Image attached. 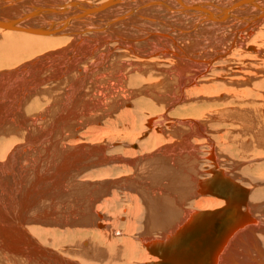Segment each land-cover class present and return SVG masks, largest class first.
Here are the masks:
<instances>
[{
	"label": "bare ground",
	"instance_id": "obj_1",
	"mask_svg": "<svg viewBox=\"0 0 264 264\" xmlns=\"http://www.w3.org/2000/svg\"><path fill=\"white\" fill-rule=\"evenodd\" d=\"M210 136L263 181L264 0H0V264H264Z\"/></svg>",
	"mask_w": 264,
	"mask_h": 264
},
{
	"label": "rangeland",
	"instance_id": "obj_2",
	"mask_svg": "<svg viewBox=\"0 0 264 264\" xmlns=\"http://www.w3.org/2000/svg\"><path fill=\"white\" fill-rule=\"evenodd\" d=\"M189 21H186V17H181V18H175V22L177 23V25L179 26V25H181V24H183L185 21L186 22H190V24H189V28H194V27H196V26H198V24H200L199 22L195 25V26H191V23L192 22H194L195 20H193V19H191V18H189L188 19ZM82 49V47H80V50ZM192 102V101H191ZM182 103H184V102H182ZM172 105H173V103H172ZM180 105V103H177V104H175L174 105V108H172L173 110H175L176 111V109L178 108V106ZM158 108H160V106L158 105L157 106ZM160 113V111H158V112H156L155 114L157 115V114H159ZM172 120H179L180 122H182V121H187L185 118H182V117H177V118H175V117H172ZM190 121H193L194 123H198L199 124V122H201V123H205V124H209L210 123V121H212V119L210 120V121H208V120H202V119H192V120H190ZM181 124H184V123H181ZM146 127H147V125H145ZM173 128L174 129H181V125H175V124H173ZM156 127L158 128V129H160V130H162L161 128H163L164 129V131L165 132H168V127H167V125L166 124H164V123H160V124H157L156 125ZM148 128V127H147ZM235 130V127L234 126H230V125H221L217 130H212V129H210V128H208V134L209 133H211V136H215V135H217V136H219L220 134H223L224 132H229L232 136H234L235 134H232L231 132H232V130ZM155 132H156V134L158 135V134H161V133H159V132H157V130H155ZM210 136V139H211V141L214 143V147H215V162L217 161V164H218V162H220V165H225L226 164V166H230L231 167V165H233V168H234V174H239V176H240V179L238 180L240 183H242V184H244V185H250L251 183H256V182H259V185H258V188L256 189V190H259V189H262V188H264V179H263V181L261 182V181H257V180H255V176H254V169H252V168H250V172L252 173V175L253 176H248V175H246V174H244V172H242V167L241 166H236V165H238L239 163H240V160L238 159V158H236V157H228V156H225V155H220V153L218 152V144H217V142H216V140L214 139V138H212ZM206 142V141H205ZM96 144H98L97 142H92L91 143V145H96ZM200 146H201V148L203 149L202 150V154H201V156H200V160L198 161V165H200V166H202V167H205V166H212V164H211V162L208 160L209 158H210V151H211V149L206 145V144H203V143H200ZM118 155H122V153H118ZM105 156L106 157H109V156H111V153H110V151L109 150H107V152H106V154H105ZM264 157V156H263ZM91 158H95V157H91ZM261 160L262 161H264V158H258L256 161H255V164H259L260 162H261ZM256 168H258V170H260V171H263V169H259V167H256ZM210 170V169H209ZM229 170H231V168L229 169ZM224 171V170H223ZM202 173H204L205 174V171L204 172H202ZM208 175L209 174H207L205 177H203V180L204 179H206L207 177H208ZM230 178H232L233 179V176H229ZM255 190V191H256ZM215 200H217V201H220V199H218V198H215V197H213ZM254 204H256V205H259V206H261V207H264V197L263 198H258V200L256 201V202H253ZM262 211V210H261ZM264 219V218H263ZM262 219V220H263ZM98 230H99V228H98ZM153 239H155V240H161L162 238L161 237H159V236H157V235H154L153 236ZM262 251H264V248H262ZM146 252H147V254L150 256V257H154V258H156V259H158L157 257H155V256H153V255H151L147 250H146ZM237 252V251H236ZM241 253V252H240ZM258 256H260V255H258ZM258 256H256V255H253L252 254V257L253 258H257ZM231 259H232V261L234 262V264H251V262H252V260H244V259H242V257H239V259H237V258H235V259H233V254H232V257H231ZM253 264H254V262H252Z\"/></svg>",
	"mask_w": 264,
	"mask_h": 264
}]
</instances>
